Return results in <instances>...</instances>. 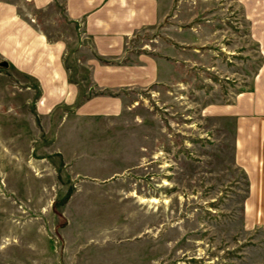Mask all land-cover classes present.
Here are the masks:
<instances>
[{
    "label": "rangeland",
    "instance_id": "374dc122",
    "mask_svg": "<svg viewBox=\"0 0 264 264\" xmlns=\"http://www.w3.org/2000/svg\"><path fill=\"white\" fill-rule=\"evenodd\" d=\"M1 1L63 32L53 9ZM165 2L121 56L100 57L145 50L173 64L172 79L116 116L76 118L62 102L42 110L36 79L0 52V264H264V199L249 196L223 120L202 112L246 87L261 54L237 0ZM80 42L65 55L75 103L117 94L89 86L91 48Z\"/></svg>",
    "mask_w": 264,
    "mask_h": 264
},
{
    "label": "crops",
    "instance_id": "0c3cea01",
    "mask_svg": "<svg viewBox=\"0 0 264 264\" xmlns=\"http://www.w3.org/2000/svg\"><path fill=\"white\" fill-rule=\"evenodd\" d=\"M27 1L35 10L53 9V21L63 26V32L53 35L37 28L22 16L17 3L0 0V52L36 79L42 110L62 102L74 104L69 116L76 118L116 116L131 99L136 101V93L174 76L166 57L145 50L127 61L100 60L121 56L139 28L162 18L165 0ZM237 1L261 62L246 87L230 91L222 101L204 104L202 112L223 120L232 138L234 162L249 179V196L264 199V0ZM72 38L81 40L80 45L88 39L91 55L81 64L88 67L89 86L118 90L117 94L94 93L75 103L79 82L70 80L71 67L65 63Z\"/></svg>",
    "mask_w": 264,
    "mask_h": 264
},
{
    "label": "bare ground",
    "instance_id": "6f19581e",
    "mask_svg": "<svg viewBox=\"0 0 264 264\" xmlns=\"http://www.w3.org/2000/svg\"><path fill=\"white\" fill-rule=\"evenodd\" d=\"M156 199H157V198H150L149 200H150V201H157ZM142 200H147V199L143 197Z\"/></svg>",
    "mask_w": 264,
    "mask_h": 264
},
{
    "label": "trees",
    "instance_id": "16d2710c",
    "mask_svg": "<svg viewBox=\"0 0 264 264\" xmlns=\"http://www.w3.org/2000/svg\"><path fill=\"white\" fill-rule=\"evenodd\" d=\"M105 92L111 93L110 91H105Z\"/></svg>",
    "mask_w": 264,
    "mask_h": 264
}]
</instances>
